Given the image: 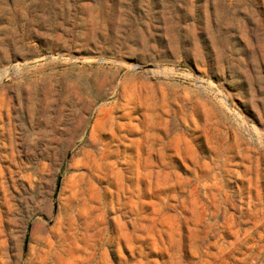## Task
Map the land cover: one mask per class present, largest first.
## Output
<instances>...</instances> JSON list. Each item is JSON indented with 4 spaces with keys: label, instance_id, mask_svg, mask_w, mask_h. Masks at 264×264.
<instances>
[{
    "label": "rangeland",
    "instance_id": "rangeland-1",
    "mask_svg": "<svg viewBox=\"0 0 264 264\" xmlns=\"http://www.w3.org/2000/svg\"><path fill=\"white\" fill-rule=\"evenodd\" d=\"M0 264H264V0H0Z\"/></svg>",
    "mask_w": 264,
    "mask_h": 264
}]
</instances>
